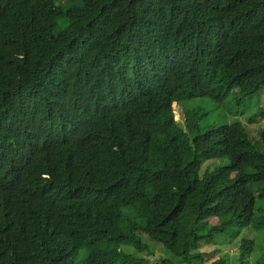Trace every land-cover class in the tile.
<instances>
[{
  "label": "trees",
  "instance_id": "trees-1",
  "mask_svg": "<svg viewBox=\"0 0 264 264\" xmlns=\"http://www.w3.org/2000/svg\"><path fill=\"white\" fill-rule=\"evenodd\" d=\"M263 87L264 0H0V264H147L143 237L185 264L241 239L247 264L264 128L173 103L239 116Z\"/></svg>",
  "mask_w": 264,
  "mask_h": 264
},
{
  "label": "rangeland",
  "instance_id": "rangeland-1",
  "mask_svg": "<svg viewBox=\"0 0 264 264\" xmlns=\"http://www.w3.org/2000/svg\"><path fill=\"white\" fill-rule=\"evenodd\" d=\"M236 94H232L230 98L223 102H215L209 97H197L190 100H184L180 102L173 103V109L175 113V118L177 122L187 129L188 122L187 116L188 113H199L200 119L198 120L200 128L203 130L208 129L211 125H222L230 124L234 121H241L245 127L248 129L250 135L258 139L259 133L264 128V119L258 120V123H249L248 119L253 115L254 112L259 108V106L264 105V87L261 92H258L252 97L248 98L245 101L244 106H242L241 112L242 115L232 114L233 108H236ZM195 120H197L195 118ZM216 161V160H215ZM210 162V161H209ZM221 162L217 161L216 164ZM227 163L226 161L222 162ZM257 210L264 209V200L258 199ZM247 230L242 235V238H247L249 240H254L255 248L252 253H248L245 261L247 264H256V262L264 257V230L253 231ZM144 245L149 249L142 253H137L134 249H126V251L135 258H143L147 260V264H157V261L160 258H169L173 260L176 264H185L175 255L171 254L167 250L161 249L159 246L155 245L153 242L149 241L146 237H143ZM240 240H236L233 243L225 244L223 246H214L207 245L201 252L203 253H212L216 249L221 250V254L214 256L215 259H212V256H206L204 259L207 262L198 261L199 264H212L216 259L220 257H228L230 264H240L241 250H240Z\"/></svg>",
  "mask_w": 264,
  "mask_h": 264
}]
</instances>
